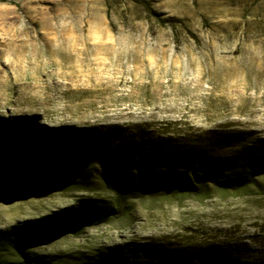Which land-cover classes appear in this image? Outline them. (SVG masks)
I'll return each mask as SVG.
<instances>
[{
	"label": "rangeland",
	"instance_id": "obj_1",
	"mask_svg": "<svg viewBox=\"0 0 264 264\" xmlns=\"http://www.w3.org/2000/svg\"><path fill=\"white\" fill-rule=\"evenodd\" d=\"M24 120L71 133L90 156L41 155L26 179L34 158L17 154L4 173L0 147V232L80 200L112 206L104 222L29 252L51 264H145L146 244L199 245L264 264V174L235 192L207 183L133 197L100 181L105 152L128 143L264 144V0H0V123L15 131Z\"/></svg>",
	"mask_w": 264,
	"mask_h": 264
},
{
	"label": "trees",
	"instance_id": "obj_2",
	"mask_svg": "<svg viewBox=\"0 0 264 264\" xmlns=\"http://www.w3.org/2000/svg\"><path fill=\"white\" fill-rule=\"evenodd\" d=\"M34 124L31 120H24L21 124L15 122V131H11L4 130L0 123V147L10 151L4 173L17 154L34 158L26 179L38 167L41 155H51L54 151H75L83 157L90 156L89 146L81 145L80 139L71 136V133L54 130L50 135L44 126L34 130ZM28 138L32 142H28ZM66 138L69 142L63 144ZM220 139L223 140L211 137L198 139L195 141L197 148L121 145L108 150L102 157L100 181L108 191L133 197L143 188L188 192L196 185L207 183L235 192L264 174V144L235 140L232 145L226 146V140ZM27 146H32V150L24 153ZM8 181L21 185L22 177L9 176ZM111 207L90 199L80 200L75 206L42 218L41 222L0 232V264H51L29 252L30 245L98 225L107 219ZM143 251L146 253L145 264H238L216 247L146 244Z\"/></svg>",
	"mask_w": 264,
	"mask_h": 264
}]
</instances>
